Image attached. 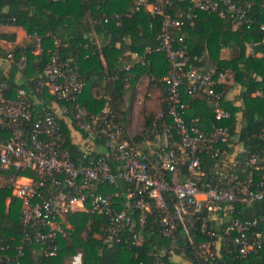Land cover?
Masks as SVG:
<instances>
[{
    "label": "built area",
    "instance_id": "1",
    "mask_svg": "<svg viewBox=\"0 0 264 264\" xmlns=\"http://www.w3.org/2000/svg\"><path fill=\"white\" fill-rule=\"evenodd\" d=\"M176 1L189 5L190 19L198 12L218 13L222 17L228 16L235 30L259 26L264 32V0H250L244 4L235 0H137L134 10H144L162 23L159 46L137 57L138 63L149 66L146 56L159 52L166 56L169 64L168 74L163 78L168 98L167 114L161 112L156 120L162 122L145 130L144 134L142 129L143 141L140 143L124 138L109 102L98 114H91L79 103L86 83L65 65L59 50L51 52L35 89L39 95L47 91L61 101L58 110L44 107V112L35 118L27 91L18 89L16 99L11 100L6 96L8 83L0 81V131L4 134L0 138V188L10 189L21 201V221L25 228L36 229V243L45 257L58 255L59 239L66 236L63 227L66 218L78 210L89 209L91 213L105 217L112 239L121 243L126 241L128 228L134 225L131 212L139 213L143 226L149 213L156 208L160 217L159 233L169 240V247L168 260L159 255L155 264H174L175 257H185L180 245L183 234L179 232L183 231L185 237L189 235L186 225L189 219L197 216L201 219L207 211L210 219L215 221L231 205H250L264 199V152L251 156L247 163L258 172L259 183L255 184L252 179L233 184L225 171L222 156V147L230 142L229 127L211 122L209 129L200 128L190 126L184 118L186 96L211 104L216 121L230 120V112L222 107L225 88L218 91V87L229 84L234 74L229 69L219 70L216 65L196 68L190 62L185 36L178 37L175 33L183 27V22L170 12ZM257 7L262 13L253 14ZM36 39L40 43V39ZM8 59L15 62L13 54ZM17 66L20 71L26 69L25 55L18 60ZM68 117L89 142L105 140L107 156L77 166L63 148L61 120ZM260 137L264 141V128ZM203 153L211 160L213 176L209 181H204ZM110 158L117 164L115 172ZM185 167L187 173L183 171ZM22 172L28 174L22 175ZM121 181L125 183L124 187ZM101 187H113L117 191L95 193ZM169 193L174 195L173 208L166 196ZM122 199L126 202L120 208L118 200ZM263 225L264 216H261L234 221L225 230L224 237L212 230L204 232L223 246L232 245L231 252L246 258L264 249ZM27 237L26 234L15 255L0 243V264H23L21 258ZM128 241L139 245L144 238L136 232ZM210 247V243L201 246L214 260ZM69 264H86L84 253L80 251L73 255Z\"/></svg>",
    "mask_w": 264,
    "mask_h": 264
},
{
    "label": "trees",
    "instance_id": "2",
    "mask_svg": "<svg viewBox=\"0 0 264 264\" xmlns=\"http://www.w3.org/2000/svg\"><path fill=\"white\" fill-rule=\"evenodd\" d=\"M136 1L0 0V26L23 28L30 37L40 39L41 48V54L34 55V41L25 49L16 47L11 51L15 62H12L7 73L0 70V81L9 85L7 98L15 100L18 89L27 91L35 118L44 112L34 104L36 101L43 102L46 106L53 103L61 105L62 102L50 96L47 91L39 95L35 90L51 52L59 50L65 65L86 83L79 103L91 114H98L109 102L124 132V138L136 143L143 141L142 134L133 138L129 135L131 115L124 107L125 98L134 93L139 80L147 78L150 87L161 91V111L166 115L168 98L163 78L168 74L169 64L166 56L159 52L146 56L149 66L134 63V59L144 55L148 49L159 46L162 29L159 18H152L144 10H134ZM235 1L244 4L250 0ZM188 9V4L176 1L170 12L183 22V27L175 33L178 37L185 36L190 62L196 68L216 65L219 70H231L234 74L233 85H240L242 93L237 98L241 102L240 106L235 107L224 98L222 107L231 114L228 121H216L211 104L191 100L186 96L184 118L190 126L204 128L202 125L207 124L209 127L213 122L229 127L230 142L222 147L229 181L235 184L253 179L258 184V172L247 163L251 156L264 152V141L260 137L264 128V32L259 26L235 30L231 19L218 13L198 12L195 18L190 19ZM252 13H262V10L257 7ZM262 21L264 22V16ZM98 38L102 39L101 43H97ZM0 39L15 42L16 34H0ZM224 50L229 52L228 58L222 57ZM11 52L0 48V58L7 60ZM259 54L263 57H259ZM23 55L27 58V67L20 71L17 62ZM18 74L22 75L24 83L18 82ZM233 85L218 87V91H224L225 88L227 92ZM256 94L260 97H254ZM239 113L242 118L237 121ZM160 122L162 120L157 121L153 113L148 114L144 118L142 133ZM61 123L63 148L69 152L77 166L88 165L98 157L107 156L105 140L89 142L70 117L62 118ZM74 133L79 134L88 147L76 143ZM3 136L0 131V138ZM240 147L243 148L242 153L233 158L232 155ZM108 160L115 172L117 164L111 158ZM201 162L205 172L204 181H209L213 172L211 160L206 153L201 155ZM183 171L187 173V167ZM27 174L22 172V175ZM120 184L123 187L125 185L122 181ZM116 191L113 187H101L95 193L113 194ZM166 196L173 208L174 195L169 193ZM118 202L122 208L126 201L122 199ZM86 206H90L89 202ZM22 208L21 201L13 196L10 189L0 188V243L9 247L10 253L15 255L16 248L23 243L27 234L24 256L21 258L23 264H69L72 256L80 251L84 253L86 264H155L159 255L164 256L165 261L168 260L166 252L169 240L159 233L160 217L156 208L149 213L143 226L139 221V213L131 212L134 225L128 228L126 241L121 243L112 239L105 217L93 214L89 209L72 213L66 218L67 225L63 226L66 236L59 239L60 251L52 258L40 253L36 243V229L24 227L21 221ZM261 216H264V199L250 205L229 206L220 216V223L211 220L207 211L201 215V219H197L198 216L189 219L186 224L189 235L185 237L183 231L179 232L183 234L180 236V245L185 252L182 259L188 264H264V249L242 258L231 252L234 249L232 245L223 246L204 232L212 230L224 237L225 230L234 221H248ZM262 229L264 230V225ZM136 232L142 234L144 241L142 244L132 245L128 240ZM205 243L211 244L210 253L215 256L214 260L201 248ZM174 264L178 263L174 261Z\"/></svg>",
    "mask_w": 264,
    "mask_h": 264
},
{
    "label": "crops",
    "instance_id": "3",
    "mask_svg": "<svg viewBox=\"0 0 264 264\" xmlns=\"http://www.w3.org/2000/svg\"><path fill=\"white\" fill-rule=\"evenodd\" d=\"M0 34H16V41L15 42H11V41H8V40H3V39H0V48L6 50V51H9L11 52L13 49H15L16 47H21V48H26L28 47V45L30 44H33L34 41L36 42V49L33 50V54L34 55H39L41 54V48H40V43L37 41V39L33 38V37H30L23 28L21 27H16V26H3L1 25L0 26ZM101 38H98L97 39V43H101ZM10 54H13L14 53H9L8 56ZM138 58L137 59H134V63L135 64H138ZM12 65V62L11 60L8 59L7 57V60L5 59H1L0 58V70H3V73H7L10 69V66ZM17 80L20 84L24 83V78L22 77V75L18 74L17 75ZM229 85H233V82L230 81L229 82ZM234 87L231 88L230 90H228L226 92L225 90V99L228 101V102H232L234 104V106H240V101L237 100V98L240 96V94L242 93V87L240 85H233ZM135 95V94H134ZM256 95H254V97H256ZM129 98V97H128ZM128 100V99H127ZM127 100L125 101V105L128 106V103H127ZM43 103V102H42ZM40 101H36L34 104L40 106L41 109H43L44 107H53L54 109L58 110V105L56 103H53V104H50V105H44L42 104ZM124 105V106H125ZM131 106V105H130ZM128 107L129 110H131V114L133 115L132 113V110H133V106L132 107ZM126 108V107H125ZM242 118V114L239 113L237 115V121L241 120ZM130 134L132 136L136 135L137 133H135L134 131V134L132 133V127H133V124L132 122L130 123ZM204 124H206V122H204ZM204 126V128L206 129H209L208 125H202ZM75 134V140H76V143H79V144H84L86 147H88V144L87 143H84L85 141L82 140L81 136L77 133H74ZM90 145V144H89ZM243 151V148L240 147L239 148V151L237 152H234V154L232 155L233 158H235L238 154L242 153ZM231 157V156H230ZM229 158V156L227 157ZM78 211H87V210H78ZM76 211V212H78ZM75 213V212H74ZM215 221H217L218 223L221 222V218H217ZM174 261L178 264H188V263H185L184 260L181 258V257H175Z\"/></svg>",
    "mask_w": 264,
    "mask_h": 264
},
{
    "label": "rangeland",
    "instance_id": "4",
    "mask_svg": "<svg viewBox=\"0 0 264 264\" xmlns=\"http://www.w3.org/2000/svg\"><path fill=\"white\" fill-rule=\"evenodd\" d=\"M222 53H223L222 57L224 58H228L230 55L229 52L228 51L226 52L225 50ZM100 93L103 94V91L100 90ZM161 96L162 93L160 90H158L155 87H150L149 80L147 78H142L141 80H139V83L134 93H132L131 95L125 98V101L128 99L127 100L128 106L125 105V101H124V105H125L124 107H126L125 109H127L130 112L131 115L130 119L133 124L132 127L133 134L134 131L135 133H137L136 135L142 132V129L144 128L145 116H147L150 113H153L156 117H158L159 114L162 112ZM257 96L260 97V95L258 94ZM129 106L130 107L133 106V110H132L133 115L131 114V110H129L128 108ZM129 135H131L130 130H129ZM136 135H134L133 137H135Z\"/></svg>",
    "mask_w": 264,
    "mask_h": 264
}]
</instances>
